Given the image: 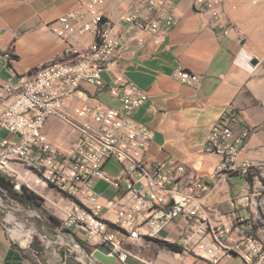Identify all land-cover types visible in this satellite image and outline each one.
I'll use <instances>...</instances> for the list:
<instances>
[{"label": "built area", "instance_id": "obj_1", "mask_svg": "<svg viewBox=\"0 0 264 264\" xmlns=\"http://www.w3.org/2000/svg\"><path fill=\"white\" fill-rule=\"evenodd\" d=\"M229 1L195 0V5L210 12L220 28L227 26L226 34L238 36L241 30L237 24L221 20ZM105 3L86 0L58 20L57 34L67 42L78 31L92 32L95 41L88 48L78 50L70 45L63 58L40 64L15 83L4 86L13 100L0 114V129L12 137L4 138L0 144V175L11 180L15 191L26 187L43 198L60 222L54 229L57 241L66 247L65 257L78 263L94 264L92 254L78 237L107 245L109 255L122 262L131 256L143 259V249L158 240L163 227L184 217L188 220L184 249L204 251L211 234L213 243L224 253L239 254L247 264H264V241L255 232V223L239 240L228 244L232 228L224 224L212 228L204 217L202 200L210 184L198 177L186 179L188 166L183 162L146 158L152 131L132 117L147 100L146 90L124 77H117L113 84L103 78L109 64L121 58L126 35L137 38L140 44L145 43L140 32H148L156 43L167 37L176 23L174 0H129L122 16L129 27L121 32L116 31V22L106 16ZM84 10L91 15V21L83 22ZM3 59L11 63L15 59L13 51L8 50ZM175 76L182 82L196 83V76L188 69L176 70ZM82 82L107 89L119 104L112 106L83 92ZM76 94L83 104L76 115H70L65 103ZM53 116L79 129L69 149L56 147L45 132L46 122ZM239 122L238 112L226 107L206 139V150L221 156L216 167L218 175H245L252 166L240 160L250 130L244 127L237 131L235 124ZM111 158L121 165L115 175L105 168ZM100 179L114 186L116 193L106 198L99 195L95 182ZM0 190L8 196L1 186ZM251 203L255 199L237 196L233 200L234 207ZM46 236L29 230L28 243L33 239L45 241ZM213 261L217 263L219 258Z\"/></svg>", "mask_w": 264, "mask_h": 264}, {"label": "crops", "instance_id": "obj_2", "mask_svg": "<svg viewBox=\"0 0 264 264\" xmlns=\"http://www.w3.org/2000/svg\"><path fill=\"white\" fill-rule=\"evenodd\" d=\"M105 1L103 9L116 22V31L126 30L129 25L122 21V16L129 0ZM85 2L0 0V114L13 100L4 90L7 83H15L19 76L40 64L63 58L70 45L84 50L95 41L92 32L78 31L68 42L57 34L59 18ZM174 3L176 23L167 37L156 43L148 32H140L145 38V43L140 44L137 38L126 35L121 58L109 64L103 78L113 84L117 77H124L146 90L147 100L132 114L136 122L152 131L146 158L156 162H183L188 166L186 179L198 177L210 184L202 200L206 223L212 228L223 224L232 228L227 241L231 245L254 224L251 216L255 212L254 203L234 207L233 200L237 196L254 200L255 193H251L249 173L216 174L221 156L208 152L205 142L213 124L230 106L239 114L236 130L244 127L250 130L240 160L252 165L264 160V67L256 65L262 62H253L256 58L249 45L233 32L226 34L228 27L220 28L210 12L196 7L195 0H174ZM239 16L233 0L227 2L221 20L233 21ZM89 21L91 15L85 11L83 22ZM81 25L82 22L78 24ZM8 50L15 56L11 63L3 59ZM180 68L191 71L196 83L180 81L175 76ZM81 90L109 105L119 104L107 89L82 82ZM82 104L83 100L76 94L65 103V111L76 115ZM45 132L60 149H69L80 134L75 125L58 116L47 120ZM7 137L12 134L0 129V144ZM112 159L115 158L109 159L105 168ZM95 190L104 198L117 191L101 179L95 182ZM4 207L0 195V211ZM4 221L0 218V264H64L63 257H48L44 248L29 249L16 242ZM187 225L186 218L178 217L163 227L158 238L178 244L182 251L171 250L154 240L149 248L143 249V259L131 256L125 262L109 255L107 245L78 238L92 254L94 264H247L239 254L224 253L213 243L211 234L207 236L208 247L204 251L184 249ZM254 226L264 241V228ZM216 256L217 263L213 261Z\"/></svg>", "mask_w": 264, "mask_h": 264}, {"label": "rangeland", "instance_id": "obj_3", "mask_svg": "<svg viewBox=\"0 0 264 264\" xmlns=\"http://www.w3.org/2000/svg\"><path fill=\"white\" fill-rule=\"evenodd\" d=\"M233 4L235 10L240 14L238 18L232 21L241 30V35H238V37L241 41L249 45L258 62L263 63L256 65L264 67V0H233ZM119 165L116 159H112L107 164L106 169L110 175H115L120 169ZM249 175L253 178L251 193H255V212L251 216V219L254 221L256 229L264 228V160L253 164L250 168ZM0 195L5 205L4 210L0 211V218L5 220V224L10 229V234L12 235L17 222L18 225H24L27 234L29 230L33 229L41 234H46L45 241L33 239L31 243H22V240L19 243H22L21 245L29 249H36V246L32 247V245L35 241H38L39 247L47 250L48 253L46 255L48 257H63L65 260L66 247L57 241V231L48 223L49 215H53L52 210L41 200L40 207L35 208L20 203L12 196H4L1 191ZM7 213L11 215L7 217ZM49 240L53 241L50 245L47 243Z\"/></svg>", "mask_w": 264, "mask_h": 264}, {"label": "trees", "instance_id": "obj_4", "mask_svg": "<svg viewBox=\"0 0 264 264\" xmlns=\"http://www.w3.org/2000/svg\"><path fill=\"white\" fill-rule=\"evenodd\" d=\"M247 179L251 183H253V178L249 174L247 176ZM0 186L7 191L9 197L12 196L13 198H15L20 203L26 206L39 208L41 205L40 200L44 202L43 198H41L39 195L35 194L26 187H24V189L21 192L15 191L13 189V183L11 182V180L1 175H0ZM0 191L4 196H6V192H4L3 190ZM49 220H50V224L53 227H56L57 225L60 224L59 220L53 215H49ZM157 242L161 246L167 247L171 250L182 251V248L178 244L171 243L168 241H160V240H158Z\"/></svg>", "mask_w": 264, "mask_h": 264}, {"label": "bare ground", "instance_id": "obj_5", "mask_svg": "<svg viewBox=\"0 0 264 264\" xmlns=\"http://www.w3.org/2000/svg\"><path fill=\"white\" fill-rule=\"evenodd\" d=\"M9 215H11V214H9ZM10 218L13 219V217H11V216H10ZM12 235H14L15 238H17L20 242L22 240L23 241L22 243H28L29 242V239H28L29 231H28V234H27L26 231H25L24 225L16 224ZM25 237H27L26 240H25Z\"/></svg>", "mask_w": 264, "mask_h": 264}, {"label": "water", "instance_id": "obj_6", "mask_svg": "<svg viewBox=\"0 0 264 264\" xmlns=\"http://www.w3.org/2000/svg\"><path fill=\"white\" fill-rule=\"evenodd\" d=\"M253 62H254V63H257L258 60L255 59ZM33 246H36V248H39V249H40V247H39V242H38V241H35V242L33 243L32 247H33ZM64 264H77V262H76L73 258L68 257V258L65 259Z\"/></svg>", "mask_w": 264, "mask_h": 264}]
</instances>
